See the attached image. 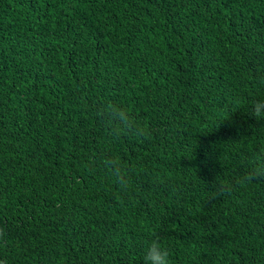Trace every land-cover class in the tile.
<instances>
[{
	"label": "trees",
	"instance_id": "1",
	"mask_svg": "<svg viewBox=\"0 0 264 264\" xmlns=\"http://www.w3.org/2000/svg\"><path fill=\"white\" fill-rule=\"evenodd\" d=\"M258 100L264 0H0V264H144L153 235L170 264H264V179L235 182ZM108 103L150 136L113 142Z\"/></svg>",
	"mask_w": 264,
	"mask_h": 264
},
{
	"label": "clouds",
	"instance_id": "2",
	"mask_svg": "<svg viewBox=\"0 0 264 264\" xmlns=\"http://www.w3.org/2000/svg\"><path fill=\"white\" fill-rule=\"evenodd\" d=\"M248 114L255 118L264 119V100L255 101L250 106ZM96 116L100 123L108 129V136L113 142L118 141L122 136L143 141L151 134L146 125L136 121L127 108L119 105L105 104L97 109ZM104 165L121 190H126L130 179L121 161L114 156H109L104 159ZM249 165L243 174L235 178L236 183L251 184L264 179V146L252 154ZM221 187L227 191L230 190L231 184H225ZM5 235L4 230L0 229V240H3ZM143 260L144 264H170L169 250L161 244L158 236L153 235L147 244Z\"/></svg>",
	"mask_w": 264,
	"mask_h": 264
}]
</instances>
